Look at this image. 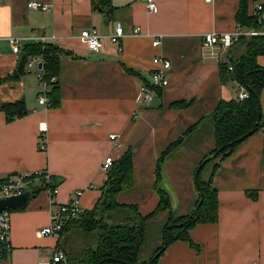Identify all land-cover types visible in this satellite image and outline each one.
<instances>
[{"label":"crops","instance_id":"1","mask_svg":"<svg viewBox=\"0 0 264 264\" xmlns=\"http://www.w3.org/2000/svg\"><path fill=\"white\" fill-rule=\"evenodd\" d=\"M154 1L155 13L145 0H98L96 5L92 0H0V105L24 101L27 112L9 122L0 111V179L34 173L60 179L53 199L49 190H42L25 209L11 212V251L1 264H36L57 244L53 237L38 235L49 225L52 212L78 190L83 191L80 210H91L106 182L102 162L108 156L117 161L125 150L132 151L133 185L116 200L136 206L143 216L151 214L159 202L154 185L161 154L221 100L237 98L240 87L220 81L221 63L206 57L202 38L234 31L239 0ZM29 2L47 5L48 10H30ZM262 3L248 0V15ZM114 22L124 26L121 51L107 45L99 54H88L79 41L80 31L95 28L110 34ZM135 28L140 30L137 35ZM10 37L22 38V46L45 38V44L62 51L58 108L38 104L40 88L33 69L25 67L15 76L21 53H12ZM155 37L160 38L158 47L152 46ZM242 51L236 44L228 58L236 60ZM157 55L171 62L169 84L150 103L139 105L138 88L143 79L149 81ZM256 62L264 68V55ZM177 102L190 104L172 108ZM259 104L264 122V88ZM41 125L44 151L38 149ZM214 147L212 122L206 121L165 158L160 186L169 196L171 213L147 221L139 263H148L162 246L170 217L194 210V172ZM216 163L201 172L202 180L211 179L217 192L216 222L193 226L188 232L193 245L176 241L155 264H264V126L214 169Z\"/></svg>","mask_w":264,"mask_h":264},{"label":"trees","instance_id":"2","mask_svg":"<svg viewBox=\"0 0 264 264\" xmlns=\"http://www.w3.org/2000/svg\"><path fill=\"white\" fill-rule=\"evenodd\" d=\"M97 1L92 0V3L96 5ZM262 5L264 11V3ZM247 6L248 0H239L235 17L236 24L251 29L262 28L264 17L259 23L257 18L251 14L248 15ZM237 44L242 45L243 51L236 60L228 58L232 67L231 71L228 70L227 64H220V81L222 83L226 81L235 82L248 92V98L244 100L237 98L229 101L221 100L209 116L191 126L179 140L171 144L161 154L156 165V182L154 185L159 202L155 210L147 216L141 215L136 206L119 204L116 200L119 192L128 190L133 185L132 151L125 150L106 172V182L101 188V195L94 207L91 210H81L77 217L68 221L61 232L56 245L64 253L66 264H141L137 260V254L142 244L147 221L161 212L168 211L171 213L169 196L160 186L162 164L171 152L179 148L184 140L206 121L212 122L215 147L197 166L210 156L214 155V158L202 166L196 181H194L198 193L194 210L197 211L193 214V210L181 218L170 217L164 227L163 243L158 251L161 250L162 254L169 245L176 241L186 242L192 246L188 235L189 230L196 224L216 222L217 192L211 179L206 182L202 180V169L213 162H217L214 169L217 168L251 134L239 141L241 137L250 132L253 134L264 126V122H261L259 104V95L264 88V68L256 62L258 56L264 55V36L242 37ZM19 53L21 54L15 76L24 73L30 58H40L43 65L44 80L50 88L47 93V108H58L60 106L58 60L62 51L50 44L33 42L32 44H24ZM125 71L128 74H133L130 70ZM51 79H54L53 83H50ZM144 82L146 81L143 79L142 83ZM189 104V102H177L171 107L181 109L188 107ZM0 111L5 114L9 122L27 114L24 101L1 104ZM35 180L38 182H36V186H33ZM23 181L28 183L26 190H30L35 195L42 190H53L60 183V179L47 176L46 173L29 174L23 178ZM7 182L8 178L0 179V190ZM200 200L202 202L198 208ZM181 223L184 224L174 227ZM71 234L78 236L80 242L70 241ZM83 240L87 242L85 245H83ZM153 257L148 263L142 264H155L158 258L153 259Z\"/></svg>","mask_w":264,"mask_h":264},{"label":"built area","instance_id":"3","mask_svg":"<svg viewBox=\"0 0 264 264\" xmlns=\"http://www.w3.org/2000/svg\"><path fill=\"white\" fill-rule=\"evenodd\" d=\"M147 9L155 13L158 8L154 0H145ZM209 2L210 0H205ZM27 8L34 11H47L48 6L39 2H29ZM263 12V13H262ZM257 18L258 22H261V18L264 17L263 5L259 4L255 6L252 14ZM140 33L138 28L133 30V34ZM264 36V26L259 29L245 28L240 25H236L233 32L230 33H207L203 36L202 45L206 57L214 59L222 64H227L228 70H232L229 63L228 52L230 49L238 43L242 37H254ZM124 37V26L121 22L113 23V30L110 34H103L95 28H88L81 30L79 33V41L87 50L88 54L95 55L102 52L107 45L115 47V51L119 53L121 51V40ZM9 45L12 53L17 54L22 47V38L10 37L8 38ZM35 42L46 43L45 38H38ZM160 45V38L155 37L152 41L153 47ZM152 63L154 65L153 70L149 75V81L140 83L136 94V100L139 105L148 104L152 101L153 97L159 90H162L169 84L168 72L171 68V62L162 56H154ZM40 65V68L38 66ZM26 69H33L40 92L37 95V102L39 105L47 107V93L49 92V84L44 80L43 65L40 58L32 57L26 64ZM54 79L50 80L53 83ZM248 98V92L240 87L237 93L238 100H244ZM40 138L38 142V149L44 151L46 149V143L44 141L43 133L45 131L43 125L40 126ZM109 139L115 142L116 136L111 135ZM114 160L108 156L104 159L100 166V170L107 172ZM25 176H17L15 180L8 178V182L2 186L0 190V196H10L20 194L28 187V183L23 181ZM56 189L49 190L50 198L53 199L56 194ZM83 195V191H75L72 198L67 203L58 205L57 209L52 212L50 216V223L48 226L41 228L38 231V235L41 237H53L59 239L61 232L68 223L69 220L75 218L80 213V202ZM11 225H10V211L0 212V264L6 260L11 251ZM36 264H66V258L64 253L55 245L50 251H45L40 255Z\"/></svg>","mask_w":264,"mask_h":264},{"label":"water","instance_id":"4","mask_svg":"<svg viewBox=\"0 0 264 264\" xmlns=\"http://www.w3.org/2000/svg\"><path fill=\"white\" fill-rule=\"evenodd\" d=\"M38 68H40V65L38 66ZM250 134H252V132H250L249 134L244 135L243 137H241L239 139V141H242L243 139H245L247 136H249ZM213 156H210L209 158L205 159L204 161H202V163L197 166L195 172H194V181H196V177L198 172L201 170L202 166L207 163L209 160L213 159ZM36 197L35 194H32V192L30 190H25L20 194H15V195H10V196H0V212L2 211H19V210H23L25 209L28 204L30 203V201L32 199H34ZM201 200L198 204V208L201 205ZM197 210L193 211V214L196 213ZM184 223H181L179 225H175L174 227L177 226H182ZM161 250L158 251L153 259H156L159 257V255L161 254Z\"/></svg>","mask_w":264,"mask_h":264},{"label":"rangeland","instance_id":"5","mask_svg":"<svg viewBox=\"0 0 264 264\" xmlns=\"http://www.w3.org/2000/svg\"><path fill=\"white\" fill-rule=\"evenodd\" d=\"M34 71V70H33ZM17 176H15V178H16ZM36 182H38V180H35V183L33 184V186H36L37 185V183ZM33 186H31V187H33ZM28 189V188H27ZM11 212L12 211H10V214H11ZM72 236V234L70 235V237ZM71 240L70 241H72V242H74V243H79L80 242V240L78 239V236H72L71 238H70ZM84 241V244L83 245H85L87 242L85 241V240H83ZM50 251V250H49Z\"/></svg>","mask_w":264,"mask_h":264},{"label":"bare ground","instance_id":"6","mask_svg":"<svg viewBox=\"0 0 264 264\" xmlns=\"http://www.w3.org/2000/svg\"><path fill=\"white\" fill-rule=\"evenodd\" d=\"M203 40V39H202Z\"/></svg>","mask_w":264,"mask_h":264}]
</instances>
